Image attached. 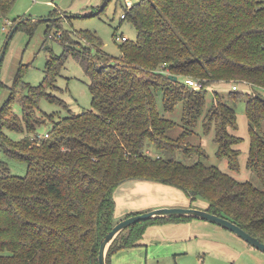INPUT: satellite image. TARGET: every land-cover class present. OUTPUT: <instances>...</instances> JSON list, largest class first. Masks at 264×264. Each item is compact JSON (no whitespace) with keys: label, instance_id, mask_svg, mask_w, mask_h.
<instances>
[{"label":"trees","instance_id":"1","mask_svg":"<svg viewBox=\"0 0 264 264\" xmlns=\"http://www.w3.org/2000/svg\"><path fill=\"white\" fill-rule=\"evenodd\" d=\"M14 1L0 0V19ZM123 13L137 36L121 42L120 55L107 52L97 33L81 29L74 46L65 37L63 51L47 58L41 83L25 81L22 70L15 78L0 110V146L25 160L28 171L11 173L0 161V264H99L101 240L117 222L115 190L132 178L175 186L198 207L264 241V0H137L124 5ZM21 19L17 29L26 25L32 32ZM70 55L90 77L92 106L57 119L41 111L39 101L67 107L56 79ZM189 76L204 86L188 85ZM216 81L238 88L232 85L228 97L215 91L207 102L208 87ZM243 98L251 140L247 167L258 182L204 162L207 151L191 138L211 134L217 155L240 170L242 137L235 132L231 101ZM16 101L22 118L14 111ZM179 104L181 117L175 119L169 112ZM49 123L47 137L37 134ZM9 130L25 135L14 140ZM178 153L198 160L184 162ZM191 218L132 224L113 241L108 264L116 251L141 244L149 224Z\"/></svg>","mask_w":264,"mask_h":264},{"label":"rangeland","instance_id":"2","mask_svg":"<svg viewBox=\"0 0 264 264\" xmlns=\"http://www.w3.org/2000/svg\"><path fill=\"white\" fill-rule=\"evenodd\" d=\"M136 1L132 0L133 3ZM124 5H127L125 0H106L105 3L103 0H15L7 17L0 19V56L4 52L0 62V110L10 97L11 87L19 71L22 70L25 81L33 85L41 83L45 75L47 58L53 52L63 51L64 46L61 42L65 37L74 46L79 39L77 30L89 29L97 33L107 52L120 55L122 40L116 39L115 33L118 36L126 35L130 39L137 36L135 26L128 19L121 18ZM49 17L54 19H47ZM21 18H25L23 22H29L33 31L22 25L8 38L13 26ZM89 83L90 77L80 61L70 55L61 75L56 79V84L60 87L56 92L67 102L69 108L59 102L42 98L39 101L41 111L54 114L58 119L71 111L81 112L91 108L92 93ZM232 85L229 81L212 83L208 87L207 102L212 101L215 91L228 97ZM239 88L248 90L243 83H239ZM231 105L235 107L237 114L238 129L235 132L242 137V141L237 145L241 150L240 170L231 169L227 159L217 155L218 144L211 134L201 133V136L194 134L191 138L201 143L207 151L208 157L202 158L204 162L216 165L239 180L258 182L255 173L247 167L251 140L245 98L236 102L231 101ZM181 110L182 104H179L174 112H169V115L180 119ZM14 111L22 118V106L19 101L15 102ZM49 126L50 123L39 126L37 134H44ZM197 129L200 132L202 128L199 126ZM7 133L14 140H20L25 135L15 130H9ZM147 151L151 154L157 153L152 148H148ZM177 158L187 163L198 160V156L188 158L184 153H178ZM0 161L7 164L11 173L26 175L28 171L25 160L9 156L2 146ZM233 238L224 237L210 241L208 237L195 234V237L189 240V249L185 252L183 250L174 252L169 246L161 244H145L142 247L136 245L137 247L116 251L110 264H264V251L236 235Z\"/></svg>","mask_w":264,"mask_h":264},{"label":"crops","instance_id":"3","mask_svg":"<svg viewBox=\"0 0 264 264\" xmlns=\"http://www.w3.org/2000/svg\"><path fill=\"white\" fill-rule=\"evenodd\" d=\"M115 200L116 221L133 212H143L160 206H197L175 186L140 178L122 182L115 190ZM197 204L204 205L201 200ZM216 225L199 218L152 223L147 226L142 242L137 246L161 244L169 246L174 252H185L189 249V240L193 239L195 234L208 237L210 241L224 237L234 239L235 235L239 237L234 232Z\"/></svg>","mask_w":264,"mask_h":264},{"label":"water","instance_id":"4","mask_svg":"<svg viewBox=\"0 0 264 264\" xmlns=\"http://www.w3.org/2000/svg\"><path fill=\"white\" fill-rule=\"evenodd\" d=\"M105 1L106 0H103V3H105ZM24 19L25 18H22L21 20ZM18 24L19 22L13 26L12 30L8 34V38H10L13 35L15 30L17 29ZM3 56H4V52L1 53L0 62ZM173 76L177 78V75L170 74V77ZM169 216H188L192 218L208 220L212 223L220 225L234 232L239 237L243 238L248 243H250L252 246L258 248L261 251H264V241H262L259 237L252 234L251 232L243 228L241 225H239L238 223L232 221L227 217L218 215L216 213L209 211L206 208L198 207V206H182V205L160 206L150 210H146L143 212L126 216L120 219L119 221H117L116 224L113 226V228L109 230L101 240L100 250L98 255L99 264H108L107 256L109 249L113 241L121 231L125 230L132 224L139 221H145V220H150L160 217H169Z\"/></svg>","mask_w":264,"mask_h":264},{"label":"built area","instance_id":"5","mask_svg":"<svg viewBox=\"0 0 264 264\" xmlns=\"http://www.w3.org/2000/svg\"><path fill=\"white\" fill-rule=\"evenodd\" d=\"M127 6H131L133 4L132 0H125ZM122 16H125V13H122ZM118 39H121L122 41L127 40L128 37L126 35H122V36H118ZM186 83L194 88H202L204 86V83L201 81H198L197 79H195L194 77H186ZM233 88L237 89L238 88V84H233ZM43 136L47 137L49 135L48 132H45L44 134H42ZM41 136V135H40Z\"/></svg>","mask_w":264,"mask_h":264}]
</instances>
